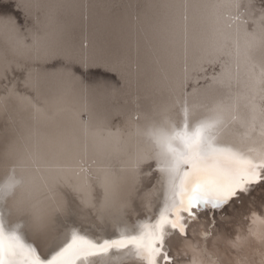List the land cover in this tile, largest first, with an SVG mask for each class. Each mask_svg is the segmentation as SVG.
Listing matches in <instances>:
<instances>
[{
    "label": "snow or ice",
    "instance_id": "snow-or-ice-1",
    "mask_svg": "<svg viewBox=\"0 0 264 264\" xmlns=\"http://www.w3.org/2000/svg\"><path fill=\"white\" fill-rule=\"evenodd\" d=\"M9 7L0 264H184L193 238L218 264H264V215L237 208L264 185V0L128 5L153 13L176 69L159 68L161 99L132 114L109 101L139 64L77 41L63 5L0 0Z\"/></svg>",
    "mask_w": 264,
    "mask_h": 264
},
{
    "label": "bare ground",
    "instance_id": "bare-ground-1",
    "mask_svg": "<svg viewBox=\"0 0 264 264\" xmlns=\"http://www.w3.org/2000/svg\"><path fill=\"white\" fill-rule=\"evenodd\" d=\"M8 1L12 3V0ZM42 2L63 5L57 9L58 17L67 25L69 32L77 41L86 35L89 38L90 47L139 64L138 79L133 82L131 89L117 94L109 101L111 107L132 114L136 110L135 104H139L142 110L152 101L161 99L154 84V81L160 76L159 68L168 69L170 73L176 69L170 68L164 43L153 29L155 23L153 13L127 7L130 4L143 5L153 2V0H42ZM9 11H11V7L0 9V15ZM137 12H139V19L134 18ZM12 14L17 15L15 12ZM85 17L87 18L85 19ZM5 57L11 59L12 53L5 43L4 36L0 35V62ZM156 58L160 59L159 65L155 63ZM211 72L212 69L209 68L208 74ZM201 83L203 84L204 81ZM48 87L54 92L58 87L57 78H48ZM0 95H3V89H0ZM136 97L138 99H135ZM121 121L122 117L117 116L113 123ZM0 148H2V144H0ZM156 175L153 173V177L146 181V189L151 188L155 183ZM261 188H264V185L256 188L255 191H259ZM252 193L254 194L253 198L250 195L244 197L243 205L237 206L239 212L249 215L251 210L264 215V207H262L264 206V192L257 194L253 191ZM224 211L228 215L232 214L231 209L226 208ZM247 223V221H243L245 227ZM184 264H187V261Z\"/></svg>",
    "mask_w": 264,
    "mask_h": 264
},
{
    "label": "clouds",
    "instance_id": "clouds-1",
    "mask_svg": "<svg viewBox=\"0 0 264 264\" xmlns=\"http://www.w3.org/2000/svg\"><path fill=\"white\" fill-rule=\"evenodd\" d=\"M264 231V227L261 229ZM182 251L193 258L187 261V264H218L214 258L209 256L204 251V242L198 241L195 238L184 241ZM211 250H209L210 252Z\"/></svg>",
    "mask_w": 264,
    "mask_h": 264
},
{
    "label": "rangeland",
    "instance_id": "rangeland-1",
    "mask_svg": "<svg viewBox=\"0 0 264 264\" xmlns=\"http://www.w3.org/2000/svg\"><path fill=\"white\" fill-rule=\"evenodd\" d=\"M8 3H11V2L8 1ZM254 192L257 193V194H260V193L264 192V188H261L259 191H255V190H254ZM250 196H251V198H253V197H254V194L251 193Z\"/></svg>",
    "mask_w": 264,
    "mask_h": 264
}]
</instances>
